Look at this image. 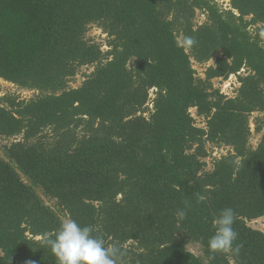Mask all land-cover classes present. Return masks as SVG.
<instances>
[{
	"label": "trees",
	"instance_id": "1",
	"mask_svg": "<svg viewBox=\"0 0 264 264\" xmlns=\"http://www.w3.org/2000/svg\"><path fill=\"white\" fill-rule=\"evenodd\" d=\"M227 7L0 0V79L34 93L0 97V264H56L43 238L62 218L118 242L123 264H264V231L248 225L264 218V120L249 146V119L264 114V0ZM198 12L206 21L196 26ZM92 26L104 44L87 38ZM184 36L195 45L181 46ZM211 60L196 77L193 63ZM231 75L239 86L227 98L212 81ZM208 146L229 149L209 171ZM226 207L240 249L212 254Z\"/></svg>",
	"mask_w": 264,
	"mask_h": 264
},
{
	"label": "clouds",
	"instance_id": "2",
	"mask_svg": "<svg viewBox=\"0 0 264 264\" xmlns=\"http://www.w3.org/2000/svg\"><path fill=\"white\" fill-rule=\"evenodd\" d=\"M195 43L192 36H184L181 46L191 48ZM218 81L225 83V81ZM220 94H222L221 91ZM199 200L203 202L205 197L201 195ZM187 208L186 204L185 208L177 210L181 220L186 218ZM235 217L236 213L231 207L220 211L214 222L216 225L214 235L207 242L210 253L239 252L240 245L234 247L238 238L234 228ZM43 243L49 247L56 264H123L124 257L127 255L126 250L118 242L106 244L103 238L93 235L92 226H81L71 218L65 219L60 224L54 237L44 236Z\"/></svg>",
	"mask_w": 264,
	"mask_h": 264
},
{
	"label": "rangeland",
	"instance_id": "3",
	"mask_svg": "<svg viewBox=\"0 0 264 264\" xmlns=\"http://www.w3.org/2000/svg\"><path fill=\"white\" fill-rule=\"evenodd\" d=\"M212 1L214 3L216 2L218 4V6L220 8H222V9H227L228 8L227 4H228L229 0H212ZM205 21H206V19H205V16L203 14H201L199 12L196 13V16H195V19H194V24L196 26H199V25L203 24ZM86 36L89 39H93L97 43L104 44L105 35L95 26H92L89 29V31H88ZM102 49L105 50L104 46H103ZM213 62H214V60H211L205 65H199V64L193 63V69L196 72V77L204 78L205 69L208 66H212ZM92 70H93V68H91V67L82 68L79 71V73L75 76V78H73L69 82L68 86L70 88H73V89L79 87L82 84V82L84 81V75H88L89 73L92 72ZM236 82H237V80L235 78L234 86H236V87L234 88V86H232L230 89L223 88V83L219 82L217 79H214L212 81V84H213L214 88H218L220 91H221V89H223L222 91H224V89H227L229 94L234 95L233 90H235L238 87ZM6 94L16 96V97H18L21 100H28V99H30V98H32L34 96V93L32 91L17 89L12 84L6 83V82H4V81H2L0 79V97L4 96ZM148 107L151 108L150 106H148ZM191 113H192V115H194V111L193 110H191ZM194 120H195L196 127H202L204 125L202 119H198V118L195 117ZM257 120L259 122H261V120H264V114L254 113V114H252V116L249 119V125H250V129H251V136H250V139H249V146L251 148H256L258 143H259V141H260V138H261V133H257L255 131V123H257ZM7 143H8V141L0 138V146L4 145V144H7ZM207 151H208V154L210 156L208 158H206V163H207L206 170L209 171L210 168H211L212 159L220 158L221 156H225L227 154V152H229V149L228 148H222V149L213 148L212 149V147L208 146L207 147ZM0 156H1V151H0ZM38 193H40V192L38 191ZM42 198H43V200H44L46 205H48L50 207L54 206L55 203H54L53 200L47 199L46 197H43V196H42ZM65 219L66 218H62L63 221ZM248 225L251 228H253V229L264 231V218H261V219H258L256 221L250 222ZM188 250L191 253H193L195 256H198V257L202 256V253H201L199 247L196 246V245H189Z\"/></svg>",
	"mask_w": 264,
	"mask_h": 264
},
{
	"label": "built area",
	"instance_id": "4",
	"mask_svg": "<svg viewBox=\"0 0 264 264\" xmlns=\"http://www.w3.org/2000/svg\"><path fill=\"white\" fill-rule=\"evenodd\" d=\"M234 80H235V77L234 76H229L228 79L225 81V83H223V88H228L230 89L232 86H234ZM237 86H238V83H237ZM236 86H234L235 88ZM223 89H221V93L226 96V97H232L233 95L229 94L228 93V90L227 89H224V91H222ZM234 92V90H233Z\"/></svg>",
	"mask_w": 264,
	"mask_h": 264
}]
</instances>
